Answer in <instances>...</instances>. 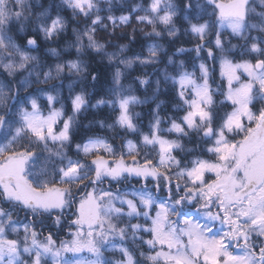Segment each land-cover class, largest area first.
<instances>
[{
  "label": "snow or ice",
  "instance_id": "1",
  "mask_svg": "<svg viewBox=\"0 0 264 264\" xmlns=\"http://www.w3.org/2000/svg\"><path fill=\"white\" fill-rule=\"evenodd\" d=\"M0 264H264V0H0Z\"/></svg>",
  "mask_w": 264,
  "mask_h": 264
},
{
  "label": "trees",
  "instance_id": "2",
  "mask_svg": "<svg viewBox=\"0 0 264 264\" xmlns=\"http://www.w3.org/2000/svg\"><path fill=\"white\" fill-rule=\"evenodd\" d=\"M45 2L47 3V0H45ZM136 2H139V0H136ZM65 15H70V12L69 13H65ZM75 26H76L75 24H70L69 35H68L67 39H73V37L71 36V27H75ZM178 26H179V24H178ZM99 35L101 37H103L104 33H100ZM186 40H187V37H184V38H182L180 43L183 44V43H185ZM119 42L120 43H127L126 40H121ZM161 42L164 43L165 46H167V42L166 41H161ZM50 46L55 47L57 45L53 44V45H50ZM185 46L191 47V45H185ZM137 50H138V46L133 48V51H137ZM171 50L172 49H170V51ZM129 54H131V53H129ZM104 63L106 64V61ZM159 67L162 68V67H164V65L162 64ZM91 70H96V72L98 74V81H97V83L95 85H93L92 81L90 79L88 80L87 83H88V86H89V91H93V88H95V90L98 93H102L104 91H107V89L110 87V79H111L110 70L107 69L106 67H104L101 64H93L92 69H90V71ZM129 71H130L131 74L128 77V79H126L124 81V83L126 85L129 84V83H133L136 76L143 75V73H145V72L151 74L153 72V68L152 67L143 68V67H140V66H134ZM136 94L140 95L142 98L144 96H151L152 95V89L149 88L147 91H145L144 89H139ZM160 99H163V100L167 101L168 97L164 96V95H161ZM93 102H94V100H93ZM154 106L155 105L153 103H148V104H145V105H142V106H138L135 110L139 111V112H141V113H143L145 115V122H146L147 114L150 112V110ZM108 111H109L108 109H103V110L98 111V113H91L86 118H83V123L86 124L88 119H92L94 116H98V118H104V116L108 113ZM163 111H169V105L168 104H165ZM162 114H163V112H162Z\"/></svg>",
  "mask_w": 264,
  "mask_h": 264
}]
</instances>
